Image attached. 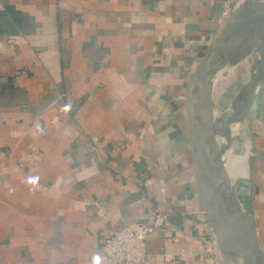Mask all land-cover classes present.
<instances>
[{
    "label": "crops",
    "instance_id": "0c3cea01",
    "mask_svg": "<svg viewBox=\"0 0 264 264\" xmlns=\"http://www.w3.org/2000/svg\"><path fill=\"white\" fill-rule=\"evenodd\" d=\"M238 1L0 0V264H106L108 232L156 207L172 224L147 237L148 264H221L206 254L221 259L185 87ZM218 94L222 108L225 78ZM255 118L246 210L264 248L261 107Z\"/></svg>",
    "mask_w": 264,
    "mask_h": 264
},
{
    "label": "water",
    "instance_id": "95a60500",
    "mask_svg": "<svg viewBox=\"0 0 264 264\" xmlns=\"http://www.w3.org/2000/svg\"><path fill=\"white\" fill-rule=\"evenodd\" d=\"M241 10H247L246 21L227 35L229 26L236 24V17ZM263 23L264 0H252L235 7L205 48L185 87L187 94L192 81L197 85L196 99L186 110L187 131L197 193L217 241L223 264H264V250L255 219L243 206L231 179L214 155L218 135L224 128L220 125L213 100V85L217 76L236 58L250 34ZM219 53L223 54L222 61L217 66H212L210 59ZM252 90L253 83H249L246 87L247 97ZM209 117L213 118L212 125L202 136L201 130ZM233 223L236 225L235 230ZM240 235L249 237V249L240 248Z\"/></svg>",
    "mask_w": 264,
    "mask_h": 264
},
{
    "label": "bare ground",
    "instance_id": "6f19581e",
    "mask_svg": "<svg viewBox=\"0 0 264 264\" xmlns=\"http://www.w3.org/2000/svg\"><path fill=\"white\" fill-rule=\"evenodd\" d=\"M248 1L252 0H239L237 6L245 5ZM246 11L241 10L238 13L236 24L229 26L227 35L237 25H241L246 21ZM222 59V53L215 54L210 59V63L212 66H217ZM222 78H225V97L221 108L218 81ZM249 83H253V90L251 95L247 97L246 87ZM261 89H264V23L250 34L246 45L227 66V70L219 73L213 85L215 110L220 117V125L224 128L218 135L214 155L231 179L233 188L242 201L243 206L245 205V197L249 198L251 192V190L249 192L248 188L249 156L255 153L252 138L248 131L246 116L249 109L251 107L254 108ZM195 93H197V87L192 90V95H196ZM212 121L213 118L209 117L201 130L202 136L209 130ZM235 137H240L238 144L232 141ZM237 146L243 149L237 151ZM235 226V223H233V230H235ZM238 244L242 249H249V237L240 235Z\"/></svg>",
    "mask_w": 264,
    "mask_h": 264
},
{
    "label": "built area",
    "instance_id": "2783aa9c",
    "mask_svg": "<svg viewBox=\"0 0 264 264\" xmlns=\"http://www.w3.org/2000/svg\"><path fill=\"white\" fill-rule=\"evenodd\" d=\"M25 72L27 68L17 71V73ZM171 224L168 214L156 207L146 220L131 222L120 229L110 230L103 242L106 264H148L150 253L146 245L147 237ZM206 254L223 264L217 254L214 255L210 251Z\"/></svg>",
    "mask_w": 264,
    "mask_h": 264
},
{
    "label": "rangeland",
    "instance_id": "374dc122",
    "mask_svg": "<svg viewBox=\"0 0 264 264\" xmlns=\"http://www.w3.org/2000/svg\"><path fill=\"white\" fill-rule=\"evenodd\" d=\"M260 102H261V106L260 107L262 108V110H264V89H261L259 97H258L257 101L255 102L254 108L251 107L252 109L251 108L249 109V112H248V114L246 116L247 117V121H248V125H247L248 126V131H249V134H250V136L252 138V142H253L254 149H255V153L251 154L249 156V166L250 167H249V177H248L249 178L248 179L249 180L248 181V188H249V192H250V190H251V192H250L249 198L245 197V205H244L245 209H250V210H252L251 205H252V198H253V192H254V185H255V183L257 181L256 172H255L254 166H255L256 161L260 160V157H261V154H260V152L257 149V146L255 144V140H256L255 136H256V134H255L254 123H253V120L256 119L255 117H256L257 112L258 113L260 112V107H258V104H260ZM239 139H240V137H235V138H233L232 141H233V143L236 144V142H237V144H238ZM242 149L243 148H241L239 146H237V148H236L237 151H241ZM263 250H264V248H263Z\"/></svg>",
    "mask_w": 264,
    "mask_h": 264
},
{
    "label": "trees",
    "instance_id": "16d2710c",
    "mask_svg": "<svg viewBox=\"0 0 264 264\" xmlns=\"http://www.w3.org/2000/svg\"><path fill=\"white\" fill-rule=\"evenodd\" d=\"M192 73H193V72H192ZM192 73H191V74H192ZM191 74H190V76H191ZM190 76H189V78H190ZM188 80H189V79H188Z\"/></svg>",
    "mask_w": 264,
    "mask_h": 264
}]
</instances>
